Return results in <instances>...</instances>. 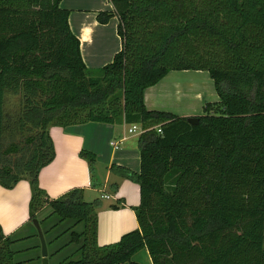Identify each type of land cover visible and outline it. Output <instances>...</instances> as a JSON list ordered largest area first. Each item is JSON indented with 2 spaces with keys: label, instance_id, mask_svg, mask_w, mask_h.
Listing matches in <instances>:
<instances>
[{
  "label": "trees",
  "instance_id": "16d2710c",
  "mask_svg": "<svg viewBox=\"0 0 264 264\" xmlns=\"http://www.w3.org/2000/svg\"><path fill=\"white\" fill-rule=\"evenodd\" d=\"M60 1L0 0V186L28 181L29 222L50 210L38 221L51 225L44 236L72 223L47 244L67 239L48 260L73 246L56 264H137L143 249L152 264H264V0H108L112 12L96 19L117 18L121 50L96 70L84 65ZM175 71L213 82L219 100L195 126L144 105V91ZM88 123L145 130L139 173L108 168L137 183L138 228L107 245L97 241L100 201L80 188L51 199L38 184L55 155L49 128ZM79 155L99 189L97 156ZM34 238L0 228V264H34L19 258L35 248L13 249Z\"/></svg>",
  "mask_w": 264,
  "mask_h": 264
},
{
  "label": "crops",
  "instance_id": "0c3cea01",
  "mask_svg": "<svg viewBox=\"0 0 264 264\" xmlns=\"http://www.w3.org/2000/svg\"><path fill=\"white\" fill-rule=\"evenodd\" d=\"M60 7L70 11L68 24L72 33L79 40L80 54L86 68L96 70L111 63L114 55L121 50V40L117 34L118 20L116 17H112L108 23L100 24L96 19L99 12H112L110 2L108 0H61ZM168 75L169 73L161 81H167L165 79ZM188 79L183 78L182 80ZM160 82L156 85H159ZM156 85L144 91V105L150 111L166 112L184 118L199 117L203 114L206 103H216L219 100L217 94L216 96L211 94L209 99H206L205 96V99L204 97L199 98L200 101L192 108V105L187 102L188 106L185 113L162 111L158 110L157 107L164 105L161 100L162 98L167 99L169 94L161 95L157 90L153 91ZM178 92L175 93L180 97ZM117 126L124 127V124L88 123L66 128H49V136L53 143L55 155L53 161L41 169L38 175L39 187L49 198L57 199L74 188H82L86 191L89 189L88 166L78 156L82 150L94 153L98 160L107 167L116 165L139 173L140 154L137 146L139 135L134 133L128 136L125 131L118 133ZM124 137H126L125 140H123ZM132 138H135L136 141L131 142ZM114 144H117L119 149H114ZM113 183L117 184V191L116 193L111 192L113 195L111 197L107 195L108 199L105 200L113 201L116 206L111 207V210L104 216L109 217L108 221L105 220L106 218L101 220L100 217L98 219L97 241L99 245L115 243L123 234L138 228L133 211V208L139 204L137 183L131 179L113 176L108 171L106 184L111 186ZM13 189H20L19 192L23 195H30L28 181H20ZM42 213L48 215L50 210L45 209ZM68 224L71 226L72 223H66V225ZM27 226L31 227L32 225L28 222ZM76 229L80 230V228ZM33 234H35L34 231L29 228L22 234L10 237L20 239ZM139 253H143L142 257L146 264H152L146 249L139 251ZM137 255L138 253L132 257V261L140 264Z\"/></svg>",
  "mask_w": 264,
  "mask_h": 264
},
{
  "label": "rangeland",
  "instance_id": "374dc122",
  "mask_svg": "<svg viewBox=\"0 0 264 264\" xmlns=\"http://www.w3.org/2000/svg\"><path fill=\"white\" fill-rule=\"evenodd\" d=\"M166 78L167 79L165 80L167 81H161L159 85H156L155 89H153V91L157 90L158 93L161 95H163L164 93L169 94L167 99L162 98L161 102L164 105H160L159 107H157L158 110L168 111L172 113H185L188 103L192 105L191 106L192 108L196 105L197 102L200 101L199 98H203L205 96L207 97L206 99H209L211 94L216 96L215 90H213L214 87L213 82L209 78L206 72H201V71L170 72ZM183 78L184 79L189 78V79L183 81L182 80ZM176 91H179L178 94H180V97H178V95L175 93ZM16 102L17 100L15 98H12L10 100L11 107H14ZM190 117H197V116H190ZM116 130L118 133H122V131H125L126 135L131 136L127 134L128 126L126 125H124V127L117 126ZM135 141L136 139L132 138L131 142H135ZM78 156L80 157L79 154ZM81 159L84 160L83 158ZM84 162L88 166L86 160H84ZM87 168L89 174L88 175L89 189L87 191L83 189L84 200L87 202H93L95 200L100 201L101 204L96 211L97 218L99 219L101 217V220L102 218H106L105 220L108 221L109 217H104V216H106V214L111 210V207L116 206V204L111 200L101 199L102 194L109 195L110 197L113 195L111 194L110 186H107L106 184V175L109 167H107L105 164H102L100 160H98L97 158V161L95 163V169L97 171V179L101 183V187L99 189L93 188L91 186L90 167L88 166ZM19 191L20 189L7 190L0 186V228L2 233L4 235L5 234L8 235L9 237L13 236L15 233L17 234H15L14 236L22 234L29 228H32V230L36 234V229L34 228L32 223H31L32 225L31 227L30 226L26 227V224L29 222L30 219L29 203H30L31 193L30 195H26V194L23 195ZM45 216L47 215L40 213L37 217V221L42 220ZM65 225L66 224H63L60 228H57L53 232L46 234L44 236L46 244L54 240L55 237H57L64 230L70 227V224L66 226ZM50 226H47L45 228L43 227L40 228L42 231H44L45 229H48ZM33 235H29V236H33ZM12 239L16 240L14 238ZM65 241H67V239H65ZM65 241L59 240L56 243H53V245L51 246L48 245L47 246L48 255H50V253H52L54 249L56 250L58 247H61V244H63ZM37 246L40 247L39 240L38 238H34L29 242L20 243L14 246L13 249L23 250L25 248H35L31 250L30 253H28L27 255L19 258V260L23 261L33 258L35 259L33 261L34 264H41L40 248L37 249L36 248ZM73 249L75 248L71 246L68 250L66 249L63 252L59 253L58 255L54 256V258H51L49 260V264H56L62 261V259L68 256ZM137 256H138L137 259H139L140 264H146V262L142 257L143 253L138 252ZM36 258H40V259H36Z\"/></svg>",
  "mask_w": 264,
  "mask_h": 264
},
{
  "label": "water",
  "instance_id": "95a60500",
  "mask_svg": "<svg viewBox=\"0 0 264 264\" xmlns=\"http://www.w3.org/2000/svg\"><path fill=\"white\" fill-rule=\"evenodd\" d=\"M187 122L191 125V126H195L198 124V117H190L187 118ZM33 226L36 229V233L37 236L39 238V243H40V256H41V264H49L48 262V250H47V244L46 241L44 239V235L43 232L40 228V225L38 223L37 220H34L32 222Z\"/></svg>",
  "mask_w": 264,
  "mask_h": 264
},
{
  "label": "built area",
  "instance_id": "2783aa9c",
  "mask_svg": "<svg viewBox=\"0 0 264 264\" xmlns=\"http://www.w3.org/2000/svg\"><path fill=\"white\" fill-rule=\"evenodd\" d=\"M157 132L160 133V129L157 127L156 128ZM143 132H145V130H143L140 125H137V124H133V125H128V130H127V134L131 135V134H134V133H137L138 135H141ZM126 137L123 138V140H125ZM114 149H119L118 145L117 144H114L113 145ZM101 199H108V196L107 195H104L102 194L101 195Z\"/></svg>",
  "mask_w": 264,
  "mask_h": 264
}]
</instances>
